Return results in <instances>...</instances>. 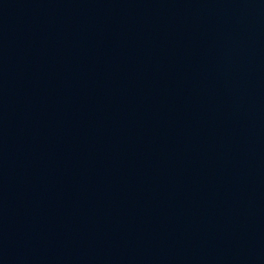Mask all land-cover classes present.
Here are the masks:
<instances>
[{
	"label": "water",
	"instance_id": "95a60500",
	"mask_svg": "<svg viewBox=\"0 0 264 264\" xmlns=\"http://www.w3.org/2000/svg\"><path fill=\"white\" fill-rule=\"evenodd\" d=\"M0 264H264V0H0Z\"/></svg>",
	"mask_w": 264,
	"mask_h": 264
}]
</instances>
